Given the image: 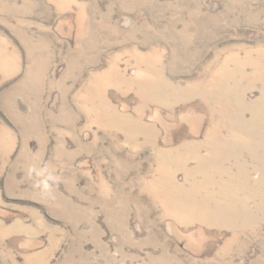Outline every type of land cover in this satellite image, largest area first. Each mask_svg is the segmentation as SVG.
<instances>
[{
    "label": "rangeland",
    "instance_id": "obj_1",
    "mask_svg": "<svg viewBox=\"0 0 264 264\" xmlns=\"http://www.w3.org/2000/svg\"><path fill=\"white\" fill-rule=\"evenodd\" d=\"M0 264H264V0H0Z\"/></svg>",
    "mask_w": 264,
    "mask_h": 264
}]
</instances>
